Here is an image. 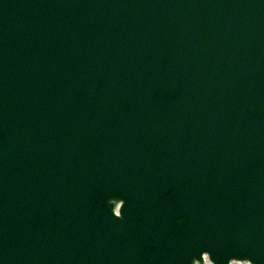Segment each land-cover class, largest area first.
Listing matches in <instances>:
<instances>
[{
    "label": "water",
    "instance_id": "obj_1",
    "mask_svg": "<svg viewBox=\"0 0 264 264\" xmlns=\"http://www.w3.org/2000/svg\"><path fill=\"white\" fill-rule=\"evenodd\" d=\"M264 264V0H0V264Z\"/></svg>",
    "mask_w": 264,
    "mask_h": 264
},
{
    "label": "clouds",
    "instance_id": "obj_2",
    "mask_svg": "<svg viewBox=\"0 0 264 264\" xmlns=\"http://www.w3.org/2000/svg\"><path fill=\"white\" fill-rule=\"evenodd\" d=\"M230 264H252V261L250 260H236V259H233L230 261Z\"/></svg>",
    "mask_w": 264,
    "mask_h": 264
}]
</instances>
